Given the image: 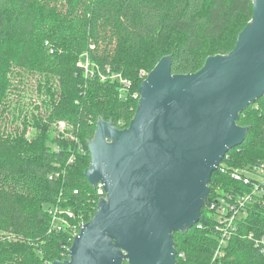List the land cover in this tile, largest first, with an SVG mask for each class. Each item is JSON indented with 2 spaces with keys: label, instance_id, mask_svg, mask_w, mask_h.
I'll return each mask as SVG.
<instances>
[{
  "label": "trees",
  "instance_id": "obj_1",
  "mask_svg": "<svg viewBox=\"0 0 264 264\" xmlns=\"http://www.w3.org/2000/svg\"><path fill=\"white\" fill-rule=\"evenodd\" d=\"M252 17V0H0V264L69 259L81 224L97 211L99 197L85 177L97 123L128 128L141 72L170 56L173 74L197 73L208 57L234 49ZM87 61L93 69L85 74ZM25 73L44 78L52 102L48 125L32 142L24 137L25 116L22 130H10L5 117ZM120 80L130 82L126 93ZM59 122L62 134L48 135V126ZM237 124L250 127L247 138L213 173L200 222L174 234L177 264H264L249 238L264 236V206L257 202L216 255L221 237L209 205L218 196L250 192L231 172L264 163V98ZM56 209L66 211L69 226L62 231H50Z\"/></svg>",
  "mask_w": 264,
  "mask_h": 264
},
{
  "label": "water",
  "instance_id": "obj_2",
  "mask_svg": "<svg viewBox=\"0 0 264 264\" xmlns=\"http://www.w3.org/2000/svg\"><path fill=\"white\" fill-rule=\"evenodd\" d=\"M252 1L229 54L186 75L163 57L139 88L130 126L97 123L85 177L106 197L69 259L54 264H177L174 234L200 222L213 173L250 130L237 124L240 115L264 98V0Z\"/></svg>",
  "mask_w": 264,
  "mask_h": 264
},
{
  "label": "built area",
  "instance_id": "obj_3",
  "mask_svg": "<svg viewBox=\"0 0 264 264\" xmlns=\"http://www.w3.org/2000/svg\"><path fill=\"white\" fill-rule=\"evenodd\" d=\"M123 84L125 85V88L122 90L125 92V90L128 89L130 82L123 80ZM123 91L122 93H124ZM74 160L75 158L72 157L69 163H73ZM222 171L225 172L224 170ZM231 177L235 181L249 186L250 192L245 194L231 193L226 197L218 196L216 201L210 203V211L214 213V216L218 221L216 224V230L220 233L221 237L219 241V249L216 252L217 256L222 254L223 249L228 245L231 238L238 233L239 222L248 217L254 202L264 206V163L252 165L243 169H236L231 172ZM50 178H52V176ZM94 189L99 197V201L106 197L103 184L98 183ZM78 192L79 191L76 190L75 194H78ZM65 212L66 211L58 209L53 212L50 231H62L66 226H69L67 219L62 217ZM67 214L72 218V213L67 212ZM79 232L75 236H77ZM249 238L254 240V246L264 255V236L254 239V236L251 233Z\"/></svg>",
  "mask_w": 264,
  "mask_h": 264
},
{
  "label": "rangeland",
  "instance_id": "obj_4",
  "mask_svg": "<svg viewBox=\"0 0 264 264\" xmlns=\"http://www.w3.org/2000/svg\"><path fill=\"white\" fill-rule=\"evenodd\" d=\"M86 73L93 69V65L91 62H86ZM94 72V70H93ZM141 77H147L148 73L141 72ZM93 77V76H90ZM116 77V76H115ZM119 79V77H116ZM16 80V79H15ZM20 81V80H17ZM21 87H19L17 93H14L11 97V108L6 113L5 117L8 119L9 123L8 128L10 130L13 129H23L24 125L21 123L22 118L25 116L27 128L26 133L24 135L27 141H34L36 136L39 135V131L43 130L44 127L48 125V119L46 111L49 108L48 104L51 105L50 95L47 94L44 88V78L39 75H33L25 73L22 78ZM123 83V80H120ZM42 84V85H40ZM125 90L124 93H126ZM1 111V110H0ZM21 115V119L18 118L15 120L16 122L12 124L14 117H19ZM65 124L63 122H59L55 125L48 126V135L51 137L62 134L61 131L64 130ZM40 129V130H39ZM71 213V212H70ZM211 214V212H210ZM209 215V214H208ZM210 216V215H209ZM63 217V216H62ZM64 218V217H63ZM62 223V222H61ZM73 228V226H72Z\"/></svg>",
  "mask_w": 264,
  "mask_h": 264
}]
</instances>
